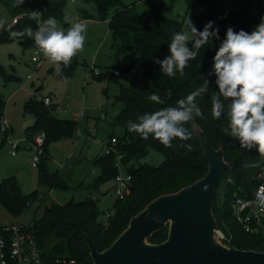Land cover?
Returning <instances> with one entry per match:
<instances>
[{"label": "trees", "instance_id": "obj_1", "mask_svg": "<svg viewBox=\"0 0 264 264\" xmlns=\"http://www.w3.org/2000/svg\"><path fill=\"white\" fill-rule=\"evenodd\" d=\"M67 0H0V6L15 22L9 25L0 23V43L10 39L12 33L20 32L26 27L36 30L49 17H55L61 24L68 21L64 13ZM79 5L78 11L88 18H108L112 45L117 49L134 50L137 56L134 61L123 67V71L134 68L139 73H132L127 82L120 84L114 100L121 107L111 122L120 127V135L116 137L114 149L121 154L120 165L131 175V186L123 199H116L111 205L113 215L104 225L99 219L100 211L97 202L91 198L80 201L69 200L64 204L52 203L46 206L38 218L31 220V232L35 236L43 257L48 259H74L76 264H92L86 244V235L91 238L98 250L106 248L117 235L127 226L129 218L140 211L146 203L158 195L174 192L179 188L194 182L207 171V161L195 136L191 122L194 120L203 129L214 148L221 147L228 167L222 172L216 186L213 205V215L218 229L224 234L221 239L225 244L239 249H254L264 251V220L263 229L256 233H246L232 215L231 200L234 193L252 195L259 182L258 173L264 167V154L258 152V146L251 149L242 147L238 139L230 136L227 105L230 102L223 98L225 114L220 119L211 115L212 94L216 91L214 69H212L218 40L209 41L198 51L185 67L183 73L168 76L155 63L154 58L163 59L168 55L167 46L173 33L182 31V21L171 19L160 14V4L155 0H143L150 8L143 16L136 15L133 6L123 5L120 0H74ZM217 0H187V8H197L195 15L196 27L202 30L209 20L215 21L219 27L222 39L228 26L234 30L251 31L261 20L263 0H240L236 10L221 14L216 8ZM86 3H92L94 12L85 8ZM114 9L111 14L109 12ZM10 20V21H11ZM23 47H38L34 38L27 33L15 35ZM191 46V44H190ZM39 48V47H38ZM75 62L74 56L67 64L63 63L61 72ZM1 68V66H0ZM213 74H210L212 73ZM7 80L10 76L5 77ZM209 80L208 89L196 97L202 115L195 116L186 123L191 132L187 139L174 138L170 146L160 142L153 134L147 138L140 133L128 130V121L146 112H153L163 107L178 106L177 101L185 98ZM157 94L163 100L158 104L149 99L151 94ZM50 95V94H48ZM43 97V96H41ZM36 96L29 97L22 105L24 114L32 116L33 123L26 130L36 133L43 131V155L40 158L39 182L48 186H64L61 179L50 173L45 167L49 157L48 144L63 136L75 135L78 123L75 119L60 118L51 112ZM5 107V101L0 99V117ZM31 135H28V138ZM5 140L0 134V147ZM103 147V146H102ZM148 149L163 155V160L152 165L141 162ZM92 162L99 168V174L93 179L91 187L98 189L99 185L108 180H114L118 173L116 154L113 151L93 157ZM35 191L22 194L16 179L6 177L0 180V206L9 213L18 215L30 203ZM168 227L154 232L148 241L158 243L167 237Z\"/></svg>", "mask_w": 264, "mask_h": 264}, {"label": "rangeland", "instance_id": "obj_2", "mask_svg": "<svg viewBox=\"0 0 264 264\" xmlns=\"http://www.w3.org/2000/svg\"><path fill=\"white\" fill-rule=\"evenodd\" d=\"M120 1L123 5H132V11L138 16H143L150 8V4L143 0ZM155 1L160 4L161 15L183 22L182 31H187L188 18L196 25L195 15L199 10L187 8V0ZM215 5L224 14L238 9L240 0H217ZM80 7L77 2L67 0L64 13L68 21L66 24L58 22L65 30L73 22L87 25L84 48L74 55L75 62L62 72L63 62L51 61L38 47H23L13 33L8 41L0 43V99L5 101L2 114L8 121L21 125L22 102L29 96L35 95L40 99V95L50 94L51 101L60 108L56 113L58 117L73 119L76 113L79 115L78 120L86 118L88 124L85 129L77 121L76 132L79 135L54 139L47 146L49 158L45 161V167L62 180L64 186L61 187L40 183V158L34 167L20 149L21 144L17 148L16 156H12L9 146L4 142L0 147V180L13 176L22 194L33 191L35 194L18 215H13L0 206V224H28L33 218L40 217L44 208L52 203L64 204L69 200L80 201L85 198L97 202L99 219H102L104 209L116 200L112 180L101 183L98 189L91 187L93 179L99 174V168L92 159L104 151L98 140L105 141L111 134L116 136L122 133L120 127L111 124L121 107V103L115 101L114 96L118 93L120 84L126 83L131 75L121 77L113 75L111 70L116 67L123 70L126 64L135 60L137 53L128 49L118 50L116 45H112L108 18L85 17L78 11ZM85 8L94 12L92 3H86ZM10 20L9 14L0 6V23L11 25ZM35 50L41 57L38 66L37 62L30 59ZM94 71H99L100 74L96 75ZM135 72L139 73L137 70ZM7 75L10 76L9 80L5 78ZM27 75H30V79H27ZM45 106L52 113L55 112L52 105ZM102 114L105 115L104 119L100 117ZM29 119L33 120L32 116L29 115ZM25 132V137L22 135L18 138H21V143L27 141L25 147L31 153V142L37 131ZM28 135L31 137L28 138ZM139 160L157 165L163 160V155L148 149Z\"/></svg>", "mask_w": 264, "mask_h": 264}, {"label": "clouds", "instance_id": "obj_3", "mask_svg": "<svg viewBox=\"0 0 264 264\" xmlns=\"http://www.w3.org/2000/svg\"><path fill=\"white\" fill-rule=\"evenodd\" d=\"M86 32L85 23L73 22L65 30L55 17H49L36 30L26 27L13 35L27 33L51 61L67 64L84 48ZM210 40L219 41L212 57L217 87L211 97V115L220 119L226 107L222 97L228 99L226 114L230 123L226 130H230V136L238 139L242 147L258 146V152L264 154V17L250 32L228 26L222 39L215 21L209 20L199 30L188 18L187 31L173 33L167 46L169 54L163 59L155 57V63L168 76L183 73L199 49ZM209 84L206 79L199 88L178 100V106L146 112L137 118L138 122L129 120L128 130L145 138L151 133L166 146H170L174 138L187 139L191 132L186 123L193 120L194 115H202L196 97L205 93ZM149 99L163 104L155 93ZM258 206L264 212V197L258 199Z\"/></svg>", "mask_w": 264, "mask_h": 264}, {"label": "water", "instance_id": "obj_4", "mask_svg": "<svg viewBox=\"0 0 264 264\" xmlns=\"http://www.w3.org/2000/svg\"><path fill=\"white\" fill-rule=\"evenodd\" d=\"M32 123L28 121L25 126ZM191 127L207 161L206 173L150 200L103 250L86 235L92 264H264V251L239 249L218 237L213 205L219 177L228 162L223 149L211 145L196 121ZM165 226L168 232L163 241H148Z\"/></svg>", "mask_w": 264, "mask_h": 264}, {"label": "built area", "instance_id": "obj_5", "mask_svg": "<svg viewBox=\"0 0 264 264\" xmlns=\"http://www.w3.org/2000/svg\"><path fill=\"white\" fill-rule=\"evenodd\" d=\"M73 1V0H72ZM264 17V0L262 7L261 18ZM15 18L11 23H14ZM9 27V24L7 25ZM31 61L37 62V66L41 57L38 51H34V55L31 56ZM93 69V67H91ZM136 70L130 68L123 71L120 68H114L111 70L113 75L124 77L127 74H132ZM99 75V71L93 72ZM27 79H30V75H27ZM44 105H51L50 95L41 97ZM104 114L101 115V118ZM79 134V132H76ZM0 134L5 139V144L9 146V153L15 155L17 148L21 144V138H16L11 135V126L8 119L2 114L0 117ZM44 132L40 131L34 136V140L31 142V153L28 155L27 160L30 161L32 166H37V160L43 155V140ZM26 139V138H25ZM98 143L104 147V152L109 153L113 151L116 154V165L118 173L113 180V190L115 192L116 199H123L129 192L131 186V175L126 172L120 165L121 154L117 153L114 149L116 143V137L103 140H98ZM259 182L252 195L234 193L231 200L232 215L237 223L246 233H256L259 229H263L264 212L260 211L258 206V199L264 197V167L258 173ZM113 208L106 207L103 211V218L101 221L104 225H107L108 219L113 215ZM31 223L18 224L7 223L0 224V264H76L74 259L55 258L48 259L42 256L41 248L38 246L35 236L30 230ZM216 233L220 239H223L224 234L220 229L216 230Z\"/></svg>", "mask_w": 264, "mask_h": 264}, {"label": "crops", "instance_id": "obj_6", "mask_svg": "<svg viewBox=\"0 0 264 264\" xmlns=\"http://www.w3.org/2000/svg\"><path fill=\"white\" fill-rule=\"evenodd\" d=\"M73 2H74V0H73ZM117 68V67H116ZM45 95H48V94H45ZM45 95H40V97L41 96H45ZM33 96H35V95H33ZM29 97H32V96H29ZM29 97H27L23 102H22V105H23V103L29 98ZM51 105L54 107V110H55V112H53L55 115H56V113H57V111H59L60 110V108H59V106L56 104V103H53L52 101H51ZM22 107V106H21ZM22 115H23V120H22V122H21V125L19 124L18 125V122H14V121H9V123H10V126H11V131H12V135L14 136V137H16V138H18L19 136H22V135H24V137H25V131H26V123L28 122V121H33L32 119H29V115L28 114H24L23 113V111H22ZM57 116V115H56ZM78 117H79V115L78 114H74V117H73V119H75L76 121H79L81 124H83V127L86 129L87 128V126H88V124H87V119L86 118H84V119H80V120H78ZM101 117V116H100ZM105 118V115H104V117H103V119ZM72 119V118H71ZM20 127H21V131H20ZM21 133V134H20ZM81 134H83L82 132H81ZM75 135H79V134H77V133H75ZM85 134H83V136H84ZM84 137H86V136H84ZM27 142V141H26ZM26 142L25 143H21V146H20V149H22L23 151H24V156L25 157H28V155L30 154V150H28L25 146H26ZM11 155V154H10ZM12 156H16V154L15 155H12ZM49 158V157H48Z\"/></svg>", "mask_w": 264, "mask_h": 264}]
</instances>
